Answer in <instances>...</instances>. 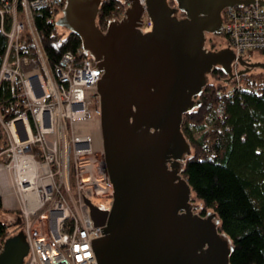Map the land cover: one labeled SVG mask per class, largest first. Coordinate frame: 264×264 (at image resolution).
Returning a JSON list of instances; mask_svg holds the SVG:
<instances>
[{
    "label": "water",
    "instance_id": "obj_1",
    "mask_svg": "<svg viewBox=\"0 0 264 264\" xmlns=\"http://www.w3.org/2000/svg\"><path fill=\"white\" fill-rule=\"evenodd\" d=\"M104 0H65L54 25L74 34L101 72L95 91L101 154L108 189L82 196L96 264H229L232 247L217 229L213 211L200 216L180 175L190 146L182 116L195 112L205 85L217 88L234 76L264 74L262 58H236L228 48L206 51L205 35H221V11L263 0H123L120 20L95 25ZM173 6L169 5V2ZM150 31L138 30L142 14ZM181 18H177V14ZM237 61L236 74L231 63ZM219 68L224 80L209 73ZM28 253L20 231L0 245V264H23Z\"/></svg>",
    "mask_w": 264,
    "mask_h": 264
},
{
    "label": "built area",
    "instance_id": "obj_2",
    "mask_svg": "<svg viewBox=\"0 0 264 264\" xmlns=\"http://www.w3.org/2000/svg\"><path fill=\"white\" fill-rule=\"evenodd\" d=\"M64 1L0 0V34L5 39L0 82L8 85L12 99L22 109L7 122L0 119L6 141L0 153L4 162L0 171L11 172L13 177L20 220L17 232L24 234L28 249L23 264H96L90 240L102 236L101 227L90 226L82 196L108 189L112 201L102 154L96 155L89 135L77 127L98 122L95 86L101 72L81 46L76 50L78 58L64 53L52 72L33 26V16L43 9L58 11L54 19H49L54 23ZM137 2L144 7V0ZM128 6L124 2L108 22L120 20ZM179 17L182 15L178 13ZM220 17L225 43L222 48H228L236 58L249 57L252 52L264 54V7L257 3L226 7ZM140 21V33L150 31L144 13ZM27 45H33L35 56L20 55ZM203 47L212 51L205 42ZM236 68L234 59V75ZM238 79H232L235 89ZM231 93L228 91L226 97ZM217 97L215 115L221 120L223 101L220 93ZM25 176L32 185L22 183Z\"/></svg>",
    "mask_w": 264,
    "mask_h": 264
},
{
    "label": "trees",
    "instance_id": "obj_3",
    "mask_svg": "<svg viewBox=\"0 0 264 264\" xmlns=\"http://www.w3.org/2000/svg\"><path fill=\"white\" fill-rule=\"evenodd\" d=\"M169 5L173 3L170 1ZM123 6V0L102 1L95 19L97 28L103 31L108 20ZM57 14L55 9H43L33 16L41 50L52 72L64 53L78 58L76 50L81 46L74 34L64 30L59 33L54 23L49 22ZM207 37L205 45L212 51L224 46L216 48L211 36ZM4 48L5 39L0 34V62ZM25 50L21 56L36 55L33 45H27ZM209 77L216 82L225 79L216 67ZM235 83L231 80L217 88L205 85L197 98L199 106L195 112L182 116L180 132L190 146V156L182 162L180 175L190 188V202L201 201L193 212L200 216L211 211L217 214V229L227 235L232 247L229 264H264V74L239 77L237 89ZM230 90L231 96L226 97ZM217 93L223 101L221 120L215 115ZM21 112L8 85L0 82L1 121L7 122ZM5 148L0 127V153ZM0 214L14 215L16 228L10 234L8 225L0 221L1 245L6 237L17 232L20 220L19 213L3 208L1 201Z\"/></svg>",
    "mask_w": 264,
    "mask_h": 264
},
{
    "label": "rangeland",
    "instance_id": "obj_4",
    "mask_svg": "<svg viewBox=\"0 0 264 264\" xmlns=\"http://www.w3.org/2000/svg\"><path fill=\"white\" fill-rule=\"evenodd\" d=\"M58 29H59L58 30L59 33L64 32L62 29L60 28ZM207 36L208 37L211 36L210 39L215 43L216 48H221L224 45V39L222 38L221 35H207ZM251 54L261 57L262 62H264L263 53L252 52ZM77 127H79L83 133L89 135L94 152L96 153V155H99V153H101V141H100L98 122L92 123L90 125L89 124L78 125ZM0 163L4 164L2 160H0ZM12 178L13 177L11 172H8L6 170L0 171V201L3 208L11 211H17L19 213V207L16 201V196L12 184V180H13ZM69 184H70V188L72 189L71 192L74 193L73 177L69 179ZM0 221L8 225V232L10 234H12L15 231L16 228L14 227V223H15L14 215L0 214Z\"/></svg>",
    "mask_w": 264,
    "mask_h": 264
},
{
    "label": "bare ground",
    "instance_id": "obj_5",
    "mask_svg": "<svg viewBox=\"0 0 264 264\" xmlns=\"http://www.w3.org/2000/svg\"><path fill=\"white\" fill-rule=\"evenodd\" d=\"M13 179V178H12ZM21 181H23L22 183H28V185H32V180L29 178V176L28 177H22L21 178ZM10 185V184H9ZM32 188V187H31ZM8 190V189H7Z\"/></svg>",
    "mask_w": 264,
    "mask_h": 264
},
{
    "label": "flooded vegetation",
    "instance_id": "obj_6",
    "mask_svg": "<svg viewBox=\"0 0 264 264\" xmlns=\"http://www.w3.org/2000/svg\"><path fill=\"white\" fill-rule=\"evenodd\" d=\"M208 35V34H207ZM207 35H205V38L207 37Z\"/></svg>",
    "mask_w": 264,
    "mask_h": 264
}]
</instances>
